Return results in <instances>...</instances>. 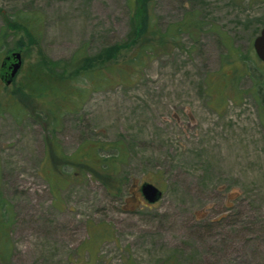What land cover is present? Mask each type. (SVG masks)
Returning a JSON list of instances; mask_svg holds the SVG:
<instances>
[{"label":"rangeland","instance_id":"obj_1","mask_svg":"<svg viewBox=\"0 0 264 264\" xmlns=\"http://www.w3.org/2000/svg\"><path fill=\"white\" fill-rule=\"evenodd\" d=\"M263 26L264 0H0V264H264Z\"/></svg>","mask_w":264,"mask_h":264},{"label":"water","instance_id":"obj_2","mask_svg":"<svg viewBox=\"0 0 264 264\" xmlns=\"http://www.w3.org/2000/svg\"><path fill=\"white\" fill-rule=\"evenodd\" d=\"M254 47L259 58L264 61V26L260 34L254 40ZM22 52L13 51L6 54L0 65V79L6 84H11L23 66ZM140 191L150 203H155L163 196V190L156 184L145 181L141 184Z\"/></svg>","mask_w":264,"mask_h":264},{"label":"trees","instance_id":"obj_3","mask_svg":"<svg viewBox=\"0 0 264 264\" xmlns=\"http://www.w3.org/2000/svg\"><path fill=\"white\" fill-rule=\"evenodd\" d=\"M183 25H185L186 26V23L184 22V23H182L181 25H179L180 27H179V30H181V29H184L185 27L183 26ZM183 26V27H182ZM153 45V44H152ZM145 47L143 48V50L144 51H147L148 49H149V47H150V44H148V45H144ZM24 57V56H23ZM24 63V62H23ZM22 68H23V66H22ZM22 68L20 69V70H22ZM87 72H89L91 75H93V73H94V71H90V70H88ZM109 81V79H107V82ZM106 82V83H107ZM92 83H93V81H92ZM44 86V85H43ZM103 86H105V84H102V82H101V86H99V87H103ZM86 93H87V91H86ZM108 160H109V157H106V159H104V162L107 164L108 163ZM108 165V164H107ZM4 223H6L5 222V220H3V219H1L0 218V231H1V229L3 228V225H4Z\"/></svg>","mask_w":264,"mask_h":264},{"label":"flooded vegetation","instance_id":"obj_4","mask_svg":"<svg viewBox=\"0 0 264 264\" xmlns=\"http://www.w3.org/2000/svg\"><path fill=\"white\" fill-rule=\"evenodd\" d=\"M23 54V53H22Z\"/></svg>","mask_w":264,"mask_h":264}]
</instances>
